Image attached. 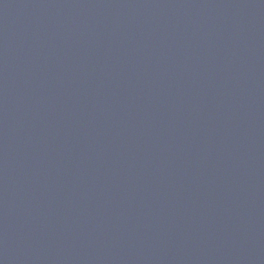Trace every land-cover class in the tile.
Segmentation results:
<instances>
[{
  "label": "water",
  "instance_id": "water-1",
  "mask_svg": "<svg viewBox=\"0 0 264 264\" xmlns=\"http://www.w3.org/2000/svg\"><path fill=\"white\" fill-rule=\"evenodd\" d=\"M0 264H264V0H0Z\"/></svg>",
  "mask_w": 264,
  "mask_h": 264
}]
</instances>
